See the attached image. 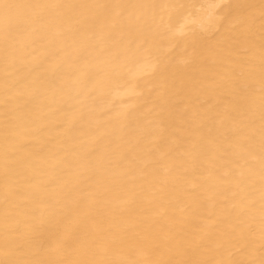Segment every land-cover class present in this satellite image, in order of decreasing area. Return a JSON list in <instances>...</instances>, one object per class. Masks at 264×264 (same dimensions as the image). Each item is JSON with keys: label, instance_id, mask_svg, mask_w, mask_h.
Listing matches in <instances>:
<instances>
[{"label": "bare ground", "instance_id": "bare-ground-1", "mask_svg": "<svg viewBox=\"0 0 264 264\" xmlns=\"http://www.w3.org/2000/svg\"><path fill=\"white\" fill-rule=\"evenodd\" d=\"M0 264H264V0H0Z\"/></svg>", "mask_w": 264, "mask_h": 264}]
</instances>
